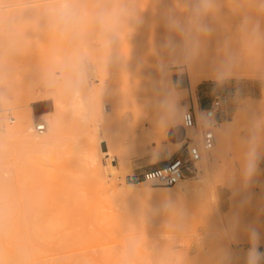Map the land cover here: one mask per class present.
<instances>
[{"label":"rangeland","instance_id":"obj_1","mask_svg":"<svg viewBox=\"0 0 264 264\" xmlns=\"http://www.w3.org/2000/svg\"><path fill=\"white\" fill-rule=\"evenodd\" d=\"M130 2L135 5L138 22L113 45L107 63L97 69L98 78L89 77L90 95L80 113L69 110V103L77 99L68 88L67 73L52 85L46 84L52 49L64 46L42 30H27L33 41L30 49L15 59L9 85L0 80L11 92L14 105L3 112L0 122V172L11 180L6 187L0 185V214L45 224L42 233L47 239L42 235V241L31 246L35 257L19 252L23 264L82 258L87 264H111L100 260V253L112 247L113 240L86 235L83 222L94 194L106 198L127 188L122 198L130 202L136 219L132 235L147 239L148 251L154 242H162L171 246L169 264H245L237 259V253L249 252L255 245L258 252L264 250V141L258 147L255 172L248 177L242 174L252 122L264 117V48L249 55L242 45L240 27L248 16L264 29V14L252 0H218L215 13L205 18L211 33L202 38L199 54L185 61L182 38L170 31L167 17L175 14L183 19L186 0ZM25 15L35 19L38 12L28 9ZM169 39L176 45L174 53L167 47ZM230 54L236 58L232 71L240 78L199 81V73L209 66L220 68ZM178 58L182 64L172 65ZM187 63L197 75L195 90ZM167 72L182 81L174 87L183 91L165 88ZM166 96L174 100L175 108L187 106L161 125L159 102ZM215 97L222 104L220 117L207 120L203 110ZM202 100L206 105L200 107ZM194 101L201 110L200 114L194 110L200 130L214 131V126L224 121L231 124L224 147L218 146L219 135L214 133L215 146L205 153L212 164L202 195H173L172 186L147 182L131 188L130 184L142 182L132 177L159 167L162 160L181 151L186 138L182 115L194 109ZM19 114L24 118L16 136L8 140V130L18 124ZM39 122L47 125L44 133L33 130ZM107 148L116 172L119 174L120 167L128 171H120L118 177L107 173L101 184L86 158ZM101 160L106 162L104 157ZM72 199L80 204L78 221L66 224L60 220L61 210ZM77 238L80 241L73 243ZM141 263L158 261L144 257Z\"/></svg>","mask_w":264,"mask_h":264},{"label":"clouds","instance_id":"obj_2","mask_svg":"<svg viewBox=\"0 0 264 264\" xmlns=\"http://www.w3.org/2000/svg\"><path fill=\"white\" fill-rule=\"evenodd\" d=\"M218 0H186L187 15L181 19L175 14L167 17L170 31L182 38V56L185 61L195 58L202 46V38L212 31L205 18L217 10ZM256 10L264 14V0H252ZM243 6V5H241ZM37 10L35 19H28L25 10ZM138 22L135 5L130 0H0V80L9 85L14 61L30 49L33 41L27 30H42L49 39L64 47L53 48L45 79L47 85L57 77L69 75L68 88L73 95L87 98L89 70L99 68L108 61L113 45L122 41ZM243 48L256 55L264 48V29L258 21L245 16L241 27ZM167 47L174 53L175 43L169 39ZM235 56L228 55L217 71L218 81L228 78ZM0 89V102L7 100ZM161 125L175 115L174 100L166 96L159 102ZM264 141V117L254 120L242 156V174L251 176L256 169L258 147ZM166 207H170L166 205ZM167 253L158 264H169ZM264 254L255 247L247 254V264H262Z\"/></svg>","mask_w":264,"mask_h":264},{"label":"bare ground","instance_id":"obj_3","mask_svg":"<svg viewBox=\"0 0 264 264\" xmlns=\"http://www.w3.org/2000/svg\"><path fill=\"white\" fill-rule=\"evenodd\" d=\"M179 64H182V60L180 58H178L177 61L172 62V65H179ZM187 65L189 67V75L191 78L190 85L191 88L195 90L197 85L195 81V77L197 75L196 72L192 69V66L189 63H187ZM218 69L219 67L209 66L206 70L199 73L198 75L199 81H217ZM97 73L98 71L97 68H95V66L90 68L89 70L90 79L95 81L98 78ZM240 77L241 76L238 73L232 71L227 79L240 78ZM163 82L165 88L170 92L184 90V89L183 90L175 89L172 73L167 72L164 76ZM0 89H4L8 97L7 100L0 102V122H1L3 118V112L5 110L8 111L11 110L14 107V105H13L11 92L8 89L2 87L1 83H0ZM87 92H88L87 97H89L90 91ZM75 97L77 101L69 103V110L73 111L74 114L75 112L76 113L82 112V110H84L83 106L85 105V98L79 96H75ZM178 105L175 108L177 116L180 115L181 112L180 110L186 108L187 106L186 103L184 105H180V104ZM193 107L197 113L199 114L201 113L197 101H194ZM67 110H68V106H67ZM23 118H24L23 115L20 114L17 115L18 124L14 127L9 128L7 133L8 140H12L16 136L17 134L16 129L19 128L18 126L21 124ZM207 120H211V119H207ZM230 126L231 124L229 121L220 122L214 126L213 132L219 135V138L217 139V143L220 148H223L227 142V135ZM201 131H202V127L200 130L199 127L197 128V124H196V126L193 128L185 129V137L186 138H193V136L197 137L196 143H195V137L193 138L194 139L193 142L195 144L200 145ZM111 156L112 155H110V152L108 151L107 148L106 151L101 149L100 151L97 150L96 152L94 151L92 153H89L86 158L89 159V161L86 162H89V165H91L92 168L94 167L96 174L98 173V175L100 176L101 184H103L104 182L105 174L109 173L110 175L119 176L120 171L121 173L124 174L125 170H127L125 169L126 167L124 168L120 167L118 174L115 170L116 167L111 163V161L113 160ZM101 157H104L106 162H102ZM207 158H208L207 154H205V152H202V158L200 162L197 164L198 170L196 174L191 177L189 176L182 178L176 184L171 185L172 187H170V189L172 190L171 193L173 195L186 196L193 194L200 195L202 193L203 187L207 184L206 183L207 176L210 172V166L212 164V160H209ZM28 169L30 170L31 167H28ZM10 182L11 180L8 176H6V173L0 172V185H2V187L3 186L6 187ZM142 183L146 184L145 182L142 181L137 184H130L129 186L133 188L139 186ZM126 191L127 188H123L122 191L112 192L111 195H109L106 198H103L101 194H94V196L90 199L92 200V207L88 210L83 222L85 234L89 236L90 235L95 236L96 234H99V236L110 238L114 242V245L112 247L102 249V252L100 253V260L104 259V262L106 263L110 262L111 264H129L128 262L130 260L135 261L137 264H143L141 263V261L143 260L144 257L155 259L157 261L165 253H167L168 256L170 257L172 252H171V246L169 244L162 242H154L151 246V251H148L146 246L149 244L148 240L145 238L137 239V237L132 235V230L135 226L136 219L132 215L130 202L122 198V195ZM71 201L72 202L69 206L63 205L61 210L62 217L60 220L66 224H70V223L76 224L78 221V212L80 210V204L73 199ZM42 224L44 223L37 221L35 222L33 220L27 221L26 219L21 220L16 217L10 218L6 213H1L0 214V264H23L19 252H22L28 258H34L35 255L31 251L33 250L31 246L35 241H42V238L44 236L43 234H45L42 233L43 230ZM44 237L45 239H47L46 238L47 236ZM79 241L80 238H77L72 242L77 243ZM254 247L257 250L256 245L253 246L251 249H253ZM247 254L248 251L246 252L240 251L239 253L236 254V257L237 259H240L243 262H245V264H247ZM45 262L33 260L31 264H48ZM54 264H87V261L84 258H82V260L71 259L67 261H65L64 259L55 262Z\"/></svg>","mask_w":264,"mask_h":264},{"label":"built area","instance_id":"obj_4","mask_svg":"<svg viewBox=\"0 0 264 264\" xmlns=\"http://www.w3.org/2000/svg\"><path fill=\"white\" fill-rule=\"evenodd\" d=\"M221 101L215 97L209 105L203 110L205 118L217 119L221 112ZM197 124L194 109H189L182 115V127L193 128ZM47 129L45 122L35 124L33 130L42 133ZM193 138H186L182 149L168 162L159 167H154L132 177L134 181H143L154 185L171 186L176 184L180 179L195 175L198 168L197 164L202 158V152H209L215 145V135L211 128L202 127L200 145L195 144ZM259 253L264 254L261 249ZM264 264V261H262Z\"/></svg>","mask_w":264,"mask_h":264},{"label":"crops","instance_id":"obj_5","mask_svg":"<svg viewBox=\"0 0 264 264\" xmlns=\"http://www.w3.org/2000/svg\"><path fill=\"white\" fill-rule=\"evenodd\" d=\"M172 78H173V83H174V84H179V83L181 84V83H182L181 80H177L175 77H172ZM202 82H203V81H202ZM200 83H201V82H200ZM200 83H199V84H200ZM182 88H183V87H182ZM182 90H183V89H182ZM203 104H205V101H204V100L199 101V105H200V107H202ZM205 105H206V104H205ZM207 106H208V104L206 105V107H207ZM206 107H205V108H206ZM219 117H220V116H218V118H219ZM169 160H170V159H168V158L165 159V160H162V162L158 163V165H159V166H162V165H164L166 162H168Z\"/></svg>","mask_w":264,"mask_h":264}]
</instances>
